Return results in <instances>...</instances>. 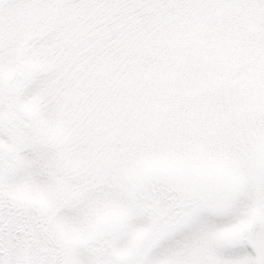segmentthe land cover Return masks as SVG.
Returning <instances> with one entry per match:
<instances>
[{
  "label": "snow or ice",
  "instance_id": "obj_1",
  "mask_svg": "<svg viewBox=\"0 0 264 264\" xmlns=\"http://www.w3.org/2000/svg\"><path fill=\"white\" fill-rule=\"evenodd\" d=\"M0 264H264V0H0Z\"/></svg>",
  "mask_w": 264,
  "mask_h": 264
}]
</instances>
